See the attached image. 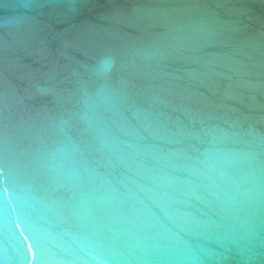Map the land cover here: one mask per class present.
I'll return each instance as SVG.
<instances>
[{
    "label": "water",
    "instance_id": "water-1",
    "mask_svg": "<svg viewBox=\"0 0 264 264\" xmlns=\"http://www.w3.org/2000/svg\"><path fill=\"white\" fill-rule=\"evenodd\" d=\"M0 264H264V0H0Z\"/></svg>",
    "mask_w": 264,
    "mask_h": 264
}]
</instances>
